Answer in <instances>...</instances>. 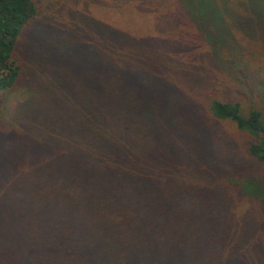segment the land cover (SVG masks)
Instances as JSON below:
<instances>
[{"label": "trees", "instance_id": "1", "mask_svg": "<svg viewBox=\"0 0 264 264\" xmlns=\"http://www.w3.org/2000/svg\"><path fill=\"white\" fill-rule=\"evenodd\" d=\"M90 3L60 46L76 74L62 56L38 85L20 49L38 0H0V210L20 264H264V92L244 110L226 74L264 67V0ZM211 59L218 82L195 73ZM225 123L260 175L211 138Z\"/></svg>", "mask_w": 264, "mask_h": 264}, {"label": "rangeland", "instance_id": "2", "mask_svg": "<svg viewBox=\"0 0 264 264\" xmlns=\"http://www.w3.org/2000/svg\"><path fill=\"white\" fill-rule=\"evenodd\" d=\"M38 3L40 6V16L38 17L37 21L26 31L20 44V49L25 60L26 67L29 66L32 69L35 65H42L45 70H47L48 73H45V76L43 72L36 74L35 79H37V81L41 80V82L38 83V85H40L42 82H45V77L48 78L49 75L53 73V68L51 69L52 61L60 65L62 64V56L64 64L67 65L65 69L67 71H71V67L74 66V64H70V61L68 60L67 54L69 52L64 51V55L60 52V46H62L61 42L65 40L64 37L73 39L74 36L79 34V32L76 30L77 21H80L77 16L80 15L81 19L85 18L87 15L90 17L94 7L90 3V0H38ZM75 17L76 19H74ZM73 23L75 24L73 25ZM79 26H81L80 28L84 27L83 20ZM262 33L263 32L260 31L259 34L262 36ZM81 34L86 36L89 35L90 38H92L90 28L80 31V36ZM239 34L240 33H236V36ZM63 49L64 47H62V50ZM73 68L74 71L72 72V75H75L77 70L75 66ZM236 69L239 72L235 73L231 71L226 73L229 78V96L231 99L241 102L244 110H247L249 109L252 102L257 100L258 97H263L264 67L262 64H260L259 67L252 70L251 73L249 70L246 72L243 68L236 67ZM217 70L218 69L216 65L211 59L208 67L204 65L199 69V71H195V73L198 72V76L202 80L207 79L206 81L215 80L218 82L220 78L222 79L223 77L217 74L212 75V73H216ZM29 76L30 73L28 74V77ZM35 85H37V83L29 84L30 88ZM30 98L28 99V102H32L34 100ZM190 107V104H184V113L190 111ZM210 131H212V134L216 131L215 135L219 134L222 136V141L226 149H231L237 160L244 159L247 163L253 165L250 163V159H248L247 156V147L250 140L245 133H241L228 123L222 124L220 126H214L213 129H210ZM197 135L199 139L203 137L202 133L200 132H197ZM215 135L213 134L211 138L213 139ZM200 142L203 144L207 141L201 139ZM225 161L228 162L229 160L225 159ZM236 166L239 167V165ZM237 168L235 167L234 170L237 171ZM259 170L260 169L254 165L249 168V171L254 176L260 175ZM239 180H243V178ZM237 211L239 212V210ZM14 212H11L9 217L13 219L15 217L16 220V211L14 210ZM7 215L8 211L5 212V210H0V240H2V245L6 251V253H4L2 247H0V264H20V259H17L18 257L16 254L17 245H15L13 242L14 235L12 233L14 230H16L17 220L14 222V224H10L8 227H5L4 220ZM35 259L37 258L35 257ZM45 261L47 262L45 264H55L53 261Z\"/></svg>", "mask_w": 264, "mask_h": 264}]
</instances>
